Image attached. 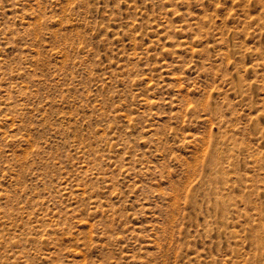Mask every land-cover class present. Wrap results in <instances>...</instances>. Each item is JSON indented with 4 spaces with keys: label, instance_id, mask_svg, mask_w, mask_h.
<instances>
[{
    "label": "rangeland",
    "instance_id": "rangeland-1",
    "mask_svg": "<svg viewBox=\"0 0 264 264\" xmlns=\"http://www.w3.org/2000/svg\"><path fill=\"white\" fill-rule=\"evenodd\" d=\"M0 264H264V0H0Z\"/></svg>",
    "mask_w": 264,
    "mask_h": 264
},
{
    "label": "bare ground",
    "instance_id": "bare-ground-1",
    "mask_svg": "<svg viewBox=\"0 0 264 264\" xmlns=\"http://www.w3.org/2000/svg\"><path fill=\"white\" fill-rule=\"evenodd\" d=\"M220 209H221V208H219V209L217 210V211H218L217 213H220V211H219Z\"/></svg>",
    "mask_w": 264,
    "mask_h": 264
}]
</instances>
